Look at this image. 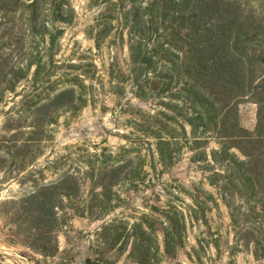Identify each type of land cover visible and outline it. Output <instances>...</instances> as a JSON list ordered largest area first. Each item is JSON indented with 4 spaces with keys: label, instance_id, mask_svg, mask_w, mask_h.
Instances as JSON below:
<instances>
[{
    "label": "rangeland",
    "instance_id": "374dc122",
    "mask_svg": "<svg viewBox=\"0 0 264 264\" xmlns=\"http://www.w3.org/2000/svg\"><path fill=\"white\" fill-rule=\"evenodd\" d=\"M103 1L70 0L74 15L56 23L63 33L43 69L50 82H21L27 102L0 98V264H264L235 236L196 160L218 143L188 142L183 117L184 130L165 117L167 99L133 95L127 31ZM237 1L264 20V0ZM71 82L82 101L49 123L47 110L33 116V103ZM238 113L252 130L256 105L245 101Z\"/></svg>",
    "mask_w": 264,
    "mask_h": 264
},
{
    "label": "trees",
    "instance_id": "16d2710c",
    "mask_svg": "<svg viewBox=\"0 0 264 264\" xmlns=\"http://www.w3.org/2000/svg\"><path fill=\"white\" fill-rule=\"evenodd\" d=\"M103 4L113 13L111 20H119L127 31L133 95L167 99L172 115L165 117L184 130L179 123L183 117L188 142L218 143L208 153L205 147L202 159L196 160L205 163L207 182L217 188L237 239L254 259L264 258V20H251L237 0ZM73 15L70 0H0V98L10 92L27 102L25 83L36 89L50 82L43 69L53 64V50L63 33L56 23H67ZM108 32L106 27L95 35L97 45ZM37 41L44 47L34 46ZM21 82V93H16ZM66 84L51 98L33 103V116L47 110L44 118L49 123L56 109L83 100L77 83ZM245 101L256 105L252 130L239 120L238 106ZM152 137L156 143H170L169 136Z\"/></svg>",
    "mask_w": 264,
    "mask_h": 264
}]
</instances>
